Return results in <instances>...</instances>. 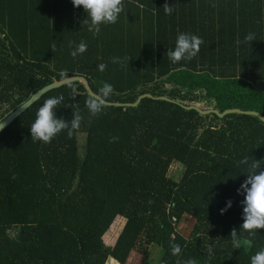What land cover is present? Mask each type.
Returning a JSON list of instances; mask_svg holds the SVG:
<instances>
[{
    "label": "trees",
    "instance_id": "16d2710c",
    "mask_svg": "<svg viewBox=\"0 0 264 264\" xmlns=\"http://www.w3.org/2000/svg\"><path fill=\"white\" fill-rule=\"evenodd\" d=\"M122 4L117 22L93 35L71 0H0V119L45 84L77 75L95 94L111 84L108 101L152 94L91 116L90 95L76 80L47 90L0 130V264H105L108 257L127 264L132 251L145 255L153 245L156 260L138 264H251L264 248V229L249 235L240 228L237 189L252 161L264 157V120L182 104L264 113V0ZM179 33L203 43L196 57L173 64L167 52ZM81 41L87 50L74 58ZM50 97L62 98L58 118L70 123L80 112V129L33 141L30 125ZM244 157L248 164H239ZM173 162L178 179L168 175ZM183 215L193 219L186 235L178 230ZM233 228L241 241L252 240L250 248L233 249Z\"/></svg>",
    "mask_w": 264,
    "mask_h": 264
},
{
    "label": "clouds",
    "instance_id": "9594fccd",
    "mask_svg": "<svg viewBox=\"0 0 264 264\" xmlns=\"http://www.w3.org/2000/svg\"><path fill=\"white\" fill-rule=\"evenodd\" d=\"M74 7L82 6L86 16L89 18L85 20L88 23V31L93 35L99 34L100 25L114 24L117 22L119 14L124 10L122 0H71ZM214 6V5H213ZM174 9L168 4H164L165 14L171 15ZM247 42L256 40L254 34L249 33L244 37ZM203 43L202 39L196 35L189 33H179L176 37L174 50H168L167 55L173 64L181 60H191L197 56L200 45ZM87 50V45L81 41L70 55L74 58L83 54ZM114 63L120 62L119 57H113ZM99 71H104L106 64L101 63L98 66ZM61 77H66V73L62 71ZM114 89L111 84L103 83L99 92L92 94L85 101L88 112L91 116H97L108 105V98L113 93ZM75 96V93H73ZM62 98L50 97L46 99L36 112V118L30 125V133L33 141H41L43 143H50L51 140L61 131L66 130L67 136L71 138L74 131L80 129L83 116L79 111L73 114L70 123L64 118H58L54 109L60 106ZM5 125L0 123V130ZM264 163V157L260 160L254 159L250 164L247 172V178L241 183L237 189L238 193L243 194V199L240 203L243 205L242 209V224L240 228L248 232L249 235H254L255 231L264 229V170H261V164ZM239 164H248V157H244ZM15 179V175L12 177ZM231 200L226 202L225 208L220 209L221 213L231 207ZM233 249H239L242 245L250 248L252 245L251 239H244L241 241L237 235V229L233 228L230 232ZM171 254L179 256L181 247L179 244L172 243L170 245ZM251 264H264V248L257 251L251 256ZM177 264H196L194 259L185 261H177Z\"/></svg>",
    "mask_w": 264,
    "mask_h": 264
},
{
    "label": "water",
    "instance_id": "95a60500",
    "mask_svg": "<svg viewBox=\"0 0 264 264\" xmlns=\"http://www.w3.org/2000/svg\"><path fill=\"white\" fill-rule=\"evenodd\" d=\"M81 81L86 89V91L88 92L89 95H92V94H95L88 81L86 80V78H84L83 76H71V77H68V78H65L63 80H54V81H51L47 84H45L43 87L39 88L38 90H36L33 94L30 95V97L25 100L23 103H21L20 105H18L16 108L14 109H11L5 116H3L1 119H0V123H3L5 126L7 125V123H9L14 117H16L20 112H22L25 108H27L28 106H30L33 102H35L38 98H40L44 92H46L47 90L51 89V88H55V87H58L62 84H65V83H68V82H72V81ZM144 95H152L151 93L149 92H145V93H142L138 96L137 100L136 101H133V102H119V101H108V104H117V105H121V104H133L135 105L139 99L144 96ZM155 97H160V98H165V99H169V100H172L170 99L169 97L165 96V95H158V96H155ZM184 107L186 108H189V107H193L195 108L197 111L201 112V113H206V112H215L217 115L219 116H222L228 112H233V111H238V112H243V113H248V114H254L256 115L257 117H259L261 120H264V113H260L258 112L257 110H254V109H242V108H239V107H228V108H225L224 110L220 111L218 110L217 108H200L194 104H189V105H184L182 104ZM4 126V127H5ZM3 127V128H4Z\"/></svg>",
    "mask_w": 264,
    "mask_h": 264
},
{
    "label": "rangeland",
    "instance_id": "374dc122",
    "mask_svg": "<svg viewBox=\"0 0 264 264\" xmlns=\"http://www.w3.org/2000/svg\"><path fill=\"white\" fill-rule=\"evenodd\" d=\"M82 146H83L82 145V135L79 134L78 135V148L80 151H82ZM180 174H181V167H180L179 163L173 162L169 167L168 175L174 176L176 179H178ZM192 222H193V219L191 216H188V215L184 216L183 215V217H181L180 223L178 225V230L186 235L191 224H192ZM158 249H159V247L157 245H153L147 250V253L145 255H143L142 253H139L137 251H132L130 256L127 259V264H138L142 257H148V258H152V259L155 258V260H156V257L159 254ZM101 252H103V251H101ZM105 264H121V263L118 261H115L114 258L108 257V259L105 261Z\"/></svg>",
    "mask_w": 264,
    "mask_h": 264
},
{
    "label": "built area",
    "instance_id": "2783aa9c",
    "mask_svg": "<svg viewBox=\"0 0 264 264\" xmlns=\"http://www.w3.org/2000/svg\"><path fill=\"white\" fill-rule=\"evenodd\" d=\"M172 221H173V223H175V221H176V217L175 216H172Z\"/></svg>",
    "mask_w": 264,
    "mask_h": 264
},
{
    "label": "crops",
    "instance_id": "0c3cea01",
    "mask_svg": "<svg viewBox=\"0 0 264 264\" xmlns=\"http://www.w3.org/2000/svg\"><path fill=\"white\" fill-rule=\"evenodd\" d=\"M110 258H113V257H110ZM115 261H117L115 258H114Z\"/></svg>",
    "mask_w": 264,
    "mask_h": 264
}]
</instances>
